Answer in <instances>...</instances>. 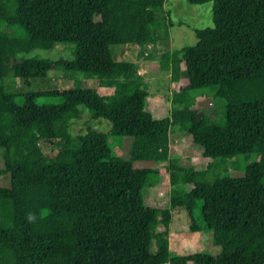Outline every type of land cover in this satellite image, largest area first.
Segmentation results:
<instances>
[{
  "label": "trees",
  "instance_id": "1",
  "mask_svg": "<svg viewBox=\"0 0 264 264\" xmlns=\"http://www.w3.org/2000/svg\"><path fill=\"white\" fill-rule=\"evenodd\" d=\"M13 1L7 22L24 33L17 49L66 45L82 71L113 90L72 87L55 97L30 91L54 70L31 58L12 67L18 87L7 93L1 79L14 51L0 32V174L8 176L0 187L3 263L264 264V0H186L211 4V26L194 30V45L157 61L170 70V110L162 119L145 109L136 63L117 60L114 49L136 47L138 57L157 46L154 9L163 0ZM197 97L223 103L194 109ZM102 122L108 131L95 129ZM176 134L211 159L233 160L239 174L230 170L200 188L204 171L184 172L168 158ZM123 146L122 155L113 153ZM159 166L171 189L153 243L148 224L158 210L125 207L122 191ZM177 208L189 232L210 234L209 251L170 255L168 212Z\"/></svg>",
  "mask_w": 264,
  "mask_h": 264
},
{
  "label": "rangeland",
  "instance_id": "2",
  "mask_svg": "<svg viewBox=\"0 0 264 264\" xmlns=\"http://www.w3.org/2000/svg\"><path fill=\"white\" fill-rule=\"evenodd\" d=\"M15 2L13 0H0V32L4 41L13 49V55L1 79L5 91L11 93L18 87V80L12 77L11 69L18 63L27 59L37 58L44 60L47 64L54 65V70L44 79L43 83H35L28 90H40L50 97L57 96L60 92L66 91L72 87L95 88L99 94L108 95L112 93L113 88L109 86H100L97 79L82 71L73 59L69 47L56 43L50 49L42 50L30 48L27 51L17 49L18 40L24 37L23 31L14 25H9L7 20L13 15ZM211 4L189 5L186 0H163L160 9H154V15L161 27V39L157 46L146 47L144 54L137 57V48L132 46L117 47L114 53L117 60L135 62L140 75L141 84L147 91L145 109L155 119H162L169 114L171 93L169 88L170 70L160 69L157 61L162 55L172 53L186 46H192L196 42L194 36L195 29H203L211 26ZM166 28L165 32L164 29ZM123 38L128 37L124 28L120 29ZM170 60L168 61V63ZM181 81L184 75L180 70ZM223 101L213 97H197L195 99L194 109L208 110L219 107ZM97 131H108L109 124L102 122L100 125H94ZM78 131L74 125L71 132ZM43 152L53 156L51 145L40 138H36ZM125 147H115L113 153L117 156L122 155ZM168 158L176 162L178 169L187 171H204L203 179L197 180L200 188H209L228 171H237V165L233 160L225 161L214 160L210 158L209 151L199 152L196 147L190 146L182 141L178 134L169 139ZM2 167L0 151V169ZM157 168V167H155ZM8 186V176L0 174V187ZM169 176L164 166H159L157 174L151 175L140 185L126 186L123 188V204L127 208H155L158 210L156 221H150L148 230L154 243V232L160 226L158 220L163 219L168 210ZM167 229L168 250L172 256H183L202 251H209L211 247L210 234L208 232L192 233L188 231L187 217L183 209L177 208L170 212ZM4 254L0 253V264H4Z\"/></svg>",
  "mask_w": 264,
  "mask_h": 264
}]
</instances>
